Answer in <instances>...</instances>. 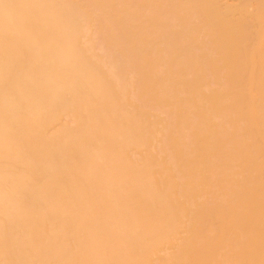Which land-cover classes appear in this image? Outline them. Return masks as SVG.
Here are the masks:
<instances>
[{"label": "bare ground", "instance_id": "1", "mask_svg": "<svg viewBox=\"0 0 264 264\" xmlns=\"http://www.w3.org/2000/svg\"><path fill=\"white\" fill-rule=\"evenodd\" d=\"M0 264H264V0H0Z\"/></svg>", "mask_w": 264, "mask_h": 264}]
</instances>
